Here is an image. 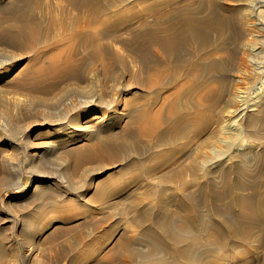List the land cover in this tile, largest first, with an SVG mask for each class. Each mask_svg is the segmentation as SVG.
<instances>
[{"label": "bare ground", "instance_id": "1", "mask_svg": "<svg viewBox=\"0 0 264 264\" xmlns=\"http://www.w3.org/2000/svg\"><path fill=\"white\" fill-rule=\"evenodd\" d=\"M222 1L200 2L195 10L191 0H13L3 7L8 12L5 24L0 14V46L31 54L34 75L17 87L38 97L52 95L63 83L68 88L74 84L80 97L75 108L101 112L87 125L95 126L97 137L75 150L73 168L112 165L113 158L122 166L97 183L92 200L111 202L145 186L143 197L157 205L145 209L142 199L132 201V209L140 211L135 221L142 223V234L151 244L145 252L122 235L108 256L121 258L122 264H264V194L256 196V183L246 179L245 162L252 151L239 140L246 131L250 138L251 131L264 126V94L250 101L242 96L255 79L264 88V63L256 64L261 50L251 44L255 30L246 20L231 26L237 46L227 51L221 47L219 40L229 26L221 6L233 8L238 0ZM240 1L253 17L264 19V0ZM6 63L0 60V66ZM122 78L129 82L123 84ZM100 79L110 85V96L92 88ZM83 87L91 90L81 94ZM131 87L139 93H125ZM189 89L196 92L192 109L181 102ZM228 95L233 120L224 131L227 136L214 142L205 137L213 123L207 111ZM121 121L123 132H112ZM197 138L203 139L186 155ZM146 166L144 181H139L133 169ZM203 178L206 183H200ZM44 199L41 192L38 201ZM68 199L59 197L61 203L53 210L58 220L68 219L73 207ZM41 216L24 219L23 226L32 230ZM160 247L171 253V260L157 257ZM3 249L2 258L7 253ZM92 249L83 247L88 254Z\"/></svg>", "mask_w": 264, "mask_h": 264}, {"label": "rangeland", "instance_id": "2", "mask_svg": "<svg viewBox=\"0 0 264 264\" xmlns=\"http://www.w3.org/2000/svg\"><path fill=\"white\" fill-rule=\"evenodd\" d=\"M12 1L0 0V14L3 15L4 24L7 21L8 12H4L3 7ZM200 2L205 5L208 0H191L193 7L199 6ZM216 2L223 3L224 1L216 0ZM244 4L243 1L238 0L233 8L227 7V4L221 6L224 8L220 9L221 15L225 16L229 26L223 30L219 41L226 51L237 46V41L232 39L233 28L231 26L235 25L239 19L244 22L246 20L252 30H255L252 31L254 35L251 38L254 41L251 44L260 47L261 54L256 64H261L264 63V27L261 26L264 24V19L261 16L253 17L254 13ZM196 7L195 10H197ZM246 18H252L249 20L251 23ZM0 48L1 53L4 54V59L0 60H3V63L7 62L3 64V67L0 66V232H2L0 233V248L4 247L6 254H9V256L5 254L4 258L0 256V264H70L72 259L75 260V264H122L121 258L108 257L112 251H115L116 243L122 235H126L133 244L136 243L139 249L148 252L151 243L142 234V223L135 221L140 211L131 207L132 201L136 199L143 200L142 204L145 209L157 207L156 204L148 202L147 197H143L148 188L143 186L140 190L135 189L137 191L124 192L122 195L115 196L111 202H95L91 196L96 192L97 183L121 168L122 165L113 158L111 161L114 164L112 165L96 162L82 165L78 170L73 168L75 150L93 142L97 137L95 126L87 125H90L91 118L99 119L100 110L95 108L93 112L85 113L81 106L75 108L77 106L75 103L80 97L76 96L78 87L76 88L74 84L68 88L69 83H63L60 85L62 89L55 90L52 95H36L38 97L17 87L18 82H27L34 75L30 71L31 54L24 49L15 50L10 47L3 48V46ZM121 81L123 84L129 82L128 78H122ZM97 83H94L93 89L99 90L106 97L111 95L109 84L102 79ZM259 84L262 85V80L255 79L252 83L245 85L242 94L244 100L250 101L256 96L261 98L264 88ZM258 88L260 89L259 95ZM86 90L89 88L83 87L81 94L91 89L87 92ZM130 90L125 93H139L135 87H131ZM185 92L181 102L186 103L192 109L196 105V92L191 89ZM230 99L231 96L228 95L218 100L215 103L216 106L207 111L213 123L210 126V132L205 137L209 136V139L214 142L218 137L227 136L224 131L229 127V122L233 120L234 113L231 111L234 107L229 104ZM121 110L122 106L119 108L120 113L123 112ZM125 116L127 112L121 117L124 119ZM121 123V126H115L112 132H123V122ZM243 123L241 126H244ZM235 124L237 126L238 121ZM256 131L259 133L250 132L252 136L250 138L246 131L239 140L241 144L249 147V151H252L251 156L245 162L248 172L246 179L251 183H256L255 195L258 196L264 194V138H261L264 136V126H259ZM214 135H216L215 138H213ZM260 138L262 140L256 142ZM200 140L198 141L197 138L191 144L186 155L192 154L191 152L197 148ZM138 169L140 171L135 169L133 171L141 177L143 174L141 172H147L148 166ZM141 180L144 181V177L139 179ZM206 181L207 179L203 178L200 183H206ZM7 182L8 185H6ZM195 190L193 188L191 191L195 192ZM41 192L45 198L43 202L38 201ZM59 197L69 198V204L73 203L72 209L74 210L69 209L68 219L65 221L58 220L53 212L55 206L61 203ZM225 201L227 199L218 205L220 206ZM172 210L175 211L176 208L173 207ZM39 212H42V216L36 222L37 224H34L32 230L30 227L23 226L24 219H29ZM39 222L43 223L39 224ZM192 234L190 233V236H193ZM89 246L93 247V251L88 254L83 251V247ZM213 247L214 245L210 244V248ZM170 254L161 247L156 253L157 257L165 261L171 260Z\"/></svg>", "mask_w": 264, "mask_h": 264}]
</instances>
